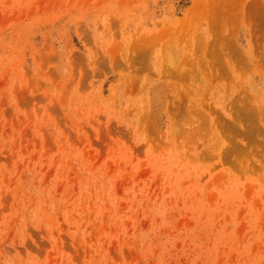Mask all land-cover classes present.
I'll return each instance as SVG.
<instances>
[{"label":"rangeland","instance_id":"rangeland-1","mask_svg":"<svg viewBox=\"0 0 264 264\" xmlns=\"http://www.w3.org/2000/svg\"><path fill=\"white\" fill-rule=\"evenodd\" d=\"M0 264H264V0H0Z\"/></svg>","mask_w":264,"mask_h":264},{"label":"bare ground","instance_id":"bare-ground-1","mask_svg":"<svg viewBox=\"0 0 264 264\" xmlns=\"http://www.w3.org/2000/svg\"><path fill=\"white\" fill-rule=\"evenodd\" d=\"M195 6V5H194ZM142 59V58H141Z\"/></svg>","mask_w":264,"mask_h":264}]
</instances>
